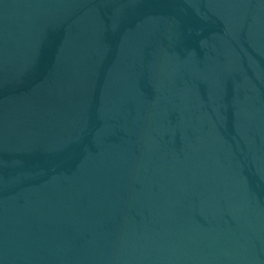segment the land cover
Returning <instances> with one entry per match:
<instances>
[{
	"label": "water",
	"instance_id": "95a60500",
	"mask_svg": "<svg viewBox=\"0 0 264 264\" xmlns=\"http://www.w3.org/2000/svg\"><path fill=\"white\" fill-rule=\"evenodd\" d=\"M0 264H264V0H0Z\"/></svg>",
	"mask_w": 264,
	"mask_h": 264
}]
</instances>
